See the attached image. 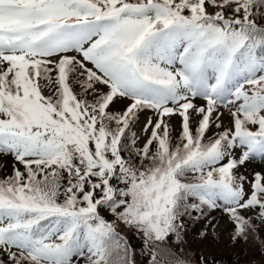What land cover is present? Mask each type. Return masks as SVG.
I'll return each instance as SVG.
<instances>
[{"label": "snow or ice", "instance_id": "1", "mask_svg": "<svg viewBox=\"0 0 264 264\" xmlns=\"http://www.w3.org/2000/svg\"><path fill=\"white\" fill-rule=\"evenodd\" d=\"M0 264H264V0H0Z\"/></svg>", "mask_w": 264, "mask_h": 264}, {"label": "trees", "instance_id": "2", "mask_svg": "<svg viewBox=\"0 0 264 264\" xmlns=\"http://www.w3.org/2000/svg\"><path fill=\"white\" fill-rule=\"evenodd\" d=\"M259 258H260V257H259V256H257V257H255L254 259H257V260H258Z\"/></svg>", "mask_w": 264, "mask_h": 264}]
</instances>
